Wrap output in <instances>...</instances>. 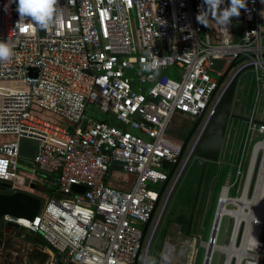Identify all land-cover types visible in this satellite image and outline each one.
<instances>
[{"label":"built area","instance_id":"built-area-1","mask_svg":"<svg viewBox=\"0 0 264 264\" xmlns=\"http://www.w3.org/2000/svg\"><path fill=\"white\" fill-rule=\"evenodd\" d=\"M246 5L234 17L240 39L232 42L228 25L215 22L214 42L197 21L204 0H58L48 29L30 18L17 25V0H0V42L14 53L0 62V183L28 193L18 168L31 163L52 174L56 187L33 221L5 216L1 228L41 235L54 250L46 264H135L155 186L181 152L182 142L169 135L173 121L202 117L204 125L218 102L211 61L247 59L244 66L264 70V0ZM88 106L119 126L88 117ZM257 130L264 134V125ZM22 138L39 143L32 161L19 155ZM262 220L257 246L250 236L229 237L224 247L236 249L229 264H264Z\"/></svg>","mask_w":264,"mask_h":264},{"label":"rangeland","instance_id":"rangeland-1","mask_svg":"<svg viewBox=\"0 0 264 264\" xmlns=\"http://www.w3.org/2000/svg\"><path fill=\"white\" fill-rule=\"evenodd\" d=\"M240 67L241 65L229 74L220 89L219 97ZM236 87L231 112L235 115L264 123V70L259 69L255 72L254 69H251L246 71L240 76ZM86 115L101 121L110 118L109 114L99 112L94 106H88ZM46 117L49 120L58 122L54 116L47 115ZM179 122L177 119L174 120L171 128L179 126ZM201 127L192 139L189 149L184 154L164 192L159 207L151 221L149 232L140 253L139 264H145L147 249L154 230L158 225L169 194L183 171L190 151L199 136L198 133ZM257 128L258 126L244 121L229 120L220 159L215 163L208 162L206 164L198 159L191 162L169 205L164 221L153 243L148 264H203L206 252L204 244L208 242L210 237L222 189L228 188V196L232 199L242 196L254 148L257 144L264 143V134L260 133ZM10 139L8 137L4 140L9 141ZM263 158L264 149H261L255 156V164L251 171L249 201H252L256 192L259 175L264 163ZM18 169L20 174L26 175L28 191L32 190L30 192H33V194H30V192L27 194L39 197L41 199V208H43L46 199L44 197L48 196L45 194L46 196L43 195L44 197L41 198L39 193L44 192L39 189L48 188L49 181L45 179L43 174L26 171L22 168ZM168 169L170 171L172 166ZM119 173L121 176L132 179L130 174H125L121 171ZM161 186L157 185L155 189L159 191ZM8 192L12 191L8 190ZM227 208L232 210L235 207L228 205ZM246 211L248 212L249 210L247 209ZM234 224L233 218L223 217L217 238L219 247L228 244ZM244 229L245 225L243 224L242 233ZM12 235H9L11 237H8V235L3 237L0 245V264H38L37 261H32L30 258L33 250L31 242L26 238ZM262 241L264 242V234ZM223 259L225 262L226 255L222 251H216L213 253L211 264H220ZM46 261L44 264H46Z\"/></svg>","mask_w":264,"mask_h":264},{"label":"water","instance_id":"water-1","mask_svg":"<svg viewBox=\"0 0 264 264\" xmlns=\"http://www.w3.org/2000/svg\"><path fill=\"white\" fill-rule=\"evenodd\" d=\"M235 41L237 42V40ZM246 60L247 59L239 60L237 62H232L228 66H225V62L221 60L211 61L210 71L213 72L214 75L215 74L219 75L218 86L212 96V99L215 97L216 93L221 89L225 80L228 78L229 74L233 70H235V68L239 67L241 63L245 62ZM251 69H254L253 65L244 66L240 68L234 74L229 85L225 88L223 93L220 95L218 102L216 104V107L213 111V114L210 116L207 122L202 126L200 134L187 158L183 171L181 172L180 176L176 180L174 187L172 188L169 194V197L167 199V202L161 214L158 225L156 226L154 230L153 236L150 240V244L147 249L145 264L149 263V258L151 255V249H152L153 243L156 239L159 229L161 228V225L164 221V218L166 216L169 205L174 197V194L179 184L181 183V180L185 172L188 170L191 162L195 159H198L206 164L208 162L215 163L220 159L229 120L235 119L239 121H244L254 126L264 125L263 122H259L251 118H246L243 116L235 115L231 112L238 79L240 78L242 74H244L246 71L251 70ZM28 75L35 77L36 70L29 69ZM192 120L195 121L194 126L190 134L184 139V141H181L182 148H181L180 155L176 163L172 166V169L169 171L167 181L164 184H162L158 192V198L150 214L149 220L142 226V230H141L142 238L140 241V249H139V253L137 255L135 264H138L139 262L140 253L144 245L146 236L149 232L151 221L154 218V215L159 207V204L164 195V192L167 189L169 183L171 182L174 176V173L176 169L178 168L184 154L189 149L190 143L192 139L194 138L193 136L196 135V133L198 132L199 128L201 127L203 123L202 117L198 119H192ZM38 147H39V143L37 141L22 138L19 140V155L24 159L32 161L35 159L37 155ZM29 164H22V166L26 170H30V171L36 170V173L50 176V174L47 171L35 169L31 163ZM8 190H11V186L9 184L0 183V222L2 218L5 216L33 221L40 211L41 199L37 196H33L25 192H21V191L8 192ZM72 192L75 194L83 195L85 192V188L79 187V186H73ZM221 203H224V202L220 201L219 205ZM217 218H218V214H216L214 218L210 237L207 242L203 264H210V261L212 258V252H213L214 243L216 240V232H217V226H218ZM5 234H15L16 236L20 238H26L29 242L39 243L43 245L44 247H46L47 249H49L50 251L54 252V250L51 249L46 244V242L44 241L41 235L33 234L32 232L26 229H18L16 225H13V224L8 225L6 229H2L0 225V245L2 243V240Z\"/></svg>","mask_w":264,"mask_h":264},{"label":"bare ground","instance_id":"bare-ground-1","mask_svg":"<svg viewBox=\"0 0 264 264\" xmlns=\"http://www.w3.org/2000/svg\"><path fill=\"white\" fill-rule=\"evenodd\" d=\"M264 149V143L257 144L253 151V156L251 159V164L249 167V173L247 180L245 182L243 194L240 198L232 199L228 196V188H223L221 197L219 199V202H224L217 206L216 214H218L217 222V232H216V241L212 252V258L213 253L216 251H222L226 255V264H229L230 259L235 255L236 249L233 248V246L228 247H219L217 245V238L220 232V226L221 222L224 216H228L234 219L235 224L233 225V230L231 233V243L234 242V240L238 239V237H243V239L246 236H250L251 238H260V229L259 224L260 222H263L262 218L264 219V168L261 169L260 172V181L258 179V183L256 186V192L254 194V197L252 201L248 200V193H249V181L251 178V171L253 169V165L255 164V156H257V153L259 150ZM264 159V158H263ZM248 189V192H247ZM228 205H233L235 208L230 210L227 208ZM249 210L248 212L246 210ZM246 211V212H245ZM215 214V216H216ZM243 224L245 225V229L242 233V227ZM257 238V240H258ZM250 246V244H249ZM207 243L204 244V248L206 250ZM245 245L242 246L244 248ZM234 252V253H233ZM212 258L210 261V264L212 262Z\"/></svg>","mask_w":264,"mask_h":264},{"label":"clouds","instance_id":"clouds-1","mask_svg":"<svg viewBox=\"0 0 264 264\" xmlns=\"http://www.w3.org/2000/svg\"><path fill=\"white\" fill-rule=\"evenodd\" d=\"M223 3L224 0H204L206 10L200 12L197 21L207 27V16L211 13L218 24L226 27L231 23L232 17H239L240 10L247 7L246 0H230L229 6L221 10ZM57 5L58 0H17V12L21 18L17 25H22L25 18H30L34 25L48 29L54 23ZM13 55L12 47L7 42H0V62L10 61ZM143 68L152 70L156 68V64H145ZM253 240L257 246L258 242L254 238Z\"/></svg>","mask_w":264,"mask_h":264},{"label":"trees","instance_id":"trees-1","mask_svg":"<svg viewBox=\"0 0 264 264\" xmlns=\"http://www.w3.org/2000/svg\"><path fill=\"white\" fill-rule=\"evenodd\" d=\"M166 74L171 77V75L172 76L174 75V70L173 69L168 70ZM98 121H101V120H98ZM102 122H105V123H107L109 125H112V126H119V123L111 115H110V118L109 119H104V121H102ZM184 127H186V123H184ZM169 135H171L172 137H174V134H172L170 130H169ZM44 176H45V179H47L52 184L48 188H46L45 193L47 195L53 196L54 192H56L55 191L56 190V187L54 186L55 179H53L52 181H50V179L48 178L49 175H44ZM50 176H52V174H50ZM114 187H117L118 189H123L120 186H114ZM6 235H8V237H11L9 235H12V234H5L4 236H6ZM12 236H16V235H12ZM31 246L33 248L32 252L30 254L31 260L32 261H37L38 264H44L45 261H46V259L48 258V250H47V248L44 247L43 245L39 244V243H31Z\"/></svg>","mask_w":264,"mask_h":264},{"label":"crops","instance_id":"crops-1","mask_svg":"<svg viewBox=\"0 0 264 264\" xmlns=\"http://www.w3.org/2000/svg\"><path fill=\"white\" fill-rule=\"evenodd\" d=\"M229 4H230V0H225V6L227 7V6H229ZM235 18L234 17H232L231 18V23L228 25V27H229V36H230V40L232 41V42H236L235 40H239L240 39V37H241V27H239V25L238 24H236L234 21ZM215 22H216V20L213 18V16L211 15V13H210V17H209V19H208V21H207V28L209 29V31L211 32V36H212V39H213V41L214 42H216L217 41V34H216V24H215ZM248 64L247 62H244L242 65H241V67L240 68H242V66H244V65H246V64ZM254 70H255V72H257L259 69H255L254 68ZM238 71V70H237ZM239 80V79H238ZM237 88V87H236ZM235 92H236V90H235ZM234 101V100H233ZM232 106H233V104H232ZM185 118H187V117H185ZM191 119V118H190ZM177 120H179L178 118H177ZM228 125H229V123H228ZM228 128V127H227ZM201 129H202V127H201ZM201 129H200V131H201ZM200 131H199V133H200ZM199 133H198V135H199ZM227 133V132H226ZM197 135V136H198ZM48 178L50 179V181H52L53 179H54V176L52 177V176H48ZM49 186L50 185H52L51 184V182H49V184H48ZM35 191H37L36 189H34ZM40 190H43V192L44 193H39V196L41 197V198H43L44 196L43 195H45L46 193H45V190H46V188H42V189H40ZM30 191H32V190H30ZM30 191H28L27 190V192H30ZM37 192H39V191H37ZM42 192V191H41ZM30 194H33V192H30ZM46 196V195H45Z\"/></svg>","mask_w":264,"mask_h":264},{"label":"flooded vegetation","instance_id":"flooded-vegetation-1","mask_svg":"<svg viewBox=\"0 0 264 264\" xmlns=\"http://www.w3.org/2000/svg\"><path fill=\"white\" fill-rule=\"evenodd\" d=\"M178 119L180 121L179 126L171 128L170 131L172 134H174V138H176L178 141H184V139L190 134L195 121L185 117H179ZM184 123H186V127H184Z\"/></svg>","mask_w":264,"mask_h":264}]
</instances>
